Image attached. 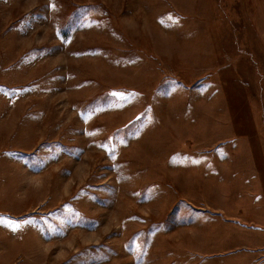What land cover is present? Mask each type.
Returning a JSON list of instances; mask_svg holds the SVG:
<instances>
[{
	"label": "rangeland",
	"instance_id": "1",
	"mask_svg": "<svg viewBox=\"0 0 264 264\" xmlns=\"http://www.w3.org/2000/svg\"><path fill=\"white\" fill-rule=\"evenodd\" d=\"M256 122L264 0H0V264H264Z\"/></svg>",
	"mask_w": 264,
	"mask_h": 264
},
{
	"label": "crops",
	"instance_id": "2",
	"mask_svg": "<svg viewBox=\"0 0 264 264\" xmlns=\"http://www.w3.org/2000/svg\"><path fill=\"white\" fill-rule=\"evenodd\" d=\"M259 110L261 114L263 109H258V113ZM255 124L256 129L250 131L251 138L249 139L255 144H251L250 150L245 149L242 153L225 156L219 169L230 178H243L244 181L241 184L244 187H251L248 194L251 192L252 195L247 194L248 196L242 198V202L237 197L234 215L237 223L241 226L255 224L253 226L264 228V123L256 122ZM241 144L244 145L245 141H242ZM236 184L239 183L236 182ZM248 201L255 206L250 208L247 205ZM257 231L259 235L264 234V229ZM258 238L262 239V237Z\"/></svg>",
	"mask_w": 264,
	"mask_h": 264
},
{
	"label": "snow or ice",
	"instance_id": "3",
	"mask_svg": "<svg viewBox=\"0 0 264 264\" xmlns=\"http://www.w3.org/2000/svg\"><path fill=\"white\" fill-rule=\"evenodd\" d=\"M171 19V18H170Z\"/></svg>",
	"mask_w": 264,
	"mask_h": 264
}]
</instances>
